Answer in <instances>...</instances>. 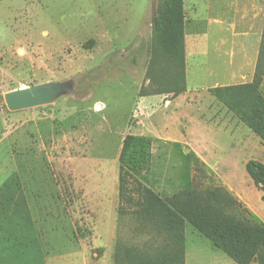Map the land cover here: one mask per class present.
I'll use <instances>...</instances> for the list:
<instances>
[{"label":"rangeland","instance_id":"rangeland-1","mask_svg":"<svg viewBox=\"0 0 264 264\" xmlns=\"http://www.w3.org/2000/svg\"><path fill=\"white\" fill-rule=\"evenodd\" d=\"M166 1H0V264H113L118 240H142L134 206L119 196L129 134L153 139L151 167L135 177L162 199L221 188L240 218L264 227V191L246 169L264 165V142L234 114L222 124L205 98L216 74L230 70L229 49L215 47L226 34L210 21L249 11L250 0H182L190 92L182 106L170 103L180 94L168 88L140 94L152 83L149 48ZM67 81L73 93L47 107L10 112L2 104L8 92ZM186 237L191 260L226 257L191 226Z\"/></svg>","mask_w":264,"mask_h":264},{"label":"trees","instance_id":"trees-1","mask_svg":"<svg viewBox=\"0 0 264 264\" xmlns=\"http://www.w3.org/2000/svg\"><path fill=\"white\" fill-rule=\"evenodd\" d=\"M166 2V8L158 11L149 48L147 74L152 83L150 90L141 89V96L159 94L167 88L179 95L187 87L183 2ZM263 56L264 35L253 82L216 87L209 92L264 142V94L260 88L264 78ZM152 144L153 139L145 135L129 134L123 140L119 156V196L121 202L127 200L134 206L131 214L135 222L134 235L143 238L135 243L118 240L113 264H185L187 226L237 264H264V227L240 218L235 211L238 203L226 190H193L162 199L139 183L135 175L150 169ZM246 169L264 191V165L251 161ZM131 184L136 185L135 193L128 195Z\"/></svg>","mask_w":264,"mask_h":264},{"label":"crops","instance_id":"crops-1","mask_svg":"<svg viewBox=\"0 0 264 264\" xmlns=\"http://www.w3.org/2000/svg\"><path fill=\"white\" fill-rule=\"evenodd\" d=\"M258 1L259 0L249 1V4L251 6L249 11H244V13L239 11H223L226 14L220 16L219 18L215 17L214 19H212V21H210L212 24L219 26L220 32L226 34V37H224L223 39H221V37L220 39H218L220 40V42L218 40H217L218 42L215 41L216 49H221V50L225 48L229 49V52L227 53L229 57L230 70L224 74L217 73L215 77L216 81L212 86H207L208 94L207 96L205 95L206 96L205 98H207L208 103L214 105V110L211 109L209 106L207 108V112L211 113L212 110L214 113V117L215 115H218V113L220 112L219 114L221 117L220 122H222V124L225 123L224 116L228 117V119L231 120L232 117H234V115L233 113L229 112L228 109L223 106V104L217 101L214 96L210 94L209 89L216 87L236 86V85L248 84L253 82L259 61V55L261 51V45L263 42V32H264L263 31L264 0H262L263 2L261 3V5L258 4ZM184 13L186 17V11H184ZM240 14H241V19L243 21L242 24L241 22L238 21ZM226 15L227 17H225ZM222 18H226V19H222ZM198 21L200 22L198 23L199 26V24H202V22L200 19ZM260 21L262 22L260 23ZM186 24H187V18H186ZM239 26H245V27L244 29H241V31H239L238 30ZM240 37L244 38L245 44H241V45L238 44L236 39ZM239 46L240 48H238ZM238 50L241 51L238 52ZM237 53L239 54L240 57L238 56ZM187 85H188V80H187ZM260 88L261 91L264 93V78ZM188 93L190 92L186 91L181 93L179 96L174 98L170 103L171 104L175 103L177 106H182L186 101V97ZM195 93L197 92L194 91L192 94ZM227 113H229V115H227ZM221 129H222L221 132L222 134H225L224 132L228 131L229 133L228 138L230 139V143H231L232 142L231 127L228 130V128H226V126L224 125ZM137 135H143V134H137ZM233 140H235V138ZM196 241L197 240L195 239V242ZM185 264H202L200 261H196V258L194 256L192 260L189 258V253H187V243H186ZM204 264L207 263L204 262ZM208 264H237V263L226 255V257L212 256Z\"/></svg>","mask_w":264,"mask_h":264},{"label":"water","instance_id":"water-1","mask_svg":"<svg viewBox=\"0 0 264 264\" xmlns=\"http://www.w3.org/2000/svg\"><path fill=\"white\" fill-rule=\"evenodd\" d=\"M74 84L67 82H47L44 84L20 88L4 95L2 104L10 112H20L54 104L60 98L72 94Z\"/></svg>","mask_w":264,"mask_h":264},{"label":"bare ground","instance_id":"bare-ground-1","mask_svg":"<svg viewBox=\"0 0 264 264\" xmlns=\"http://www.w3.org/2000/svg\"><path fill=\"white\" fill-rule=\"evenodd\" d=\"M97 109H98V110H101V109H102V107H101V106H97Z\"/></svg>","mask_w":264,"mask_h":264}]
</instances>
